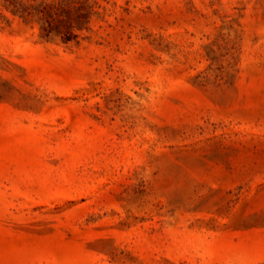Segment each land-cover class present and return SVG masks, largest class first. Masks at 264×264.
Returning a JSON list of instances; mask_svg holds the SVG:
<instances>
[{
	"label": "rangeland",
	"instance_id": "374dc122",
	"mask_svg": "<svg viewBox=\"0 0 264 264\" xmlns=\"http://www.w3.org/2000/svg\"><path fill=\"white\" fill-rule=\"evenodd\" d=\"M0 264H264V0H0Z\"/></svg>",
	"mask_w": 264,
	"mask_h": 264
}]
</instances>
